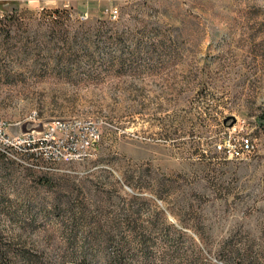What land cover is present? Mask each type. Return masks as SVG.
<instances>
[{"label":"rangeland","instance_id":"374dc122","mask_svg":"<svg viewBox=\"0 0 264 264\" xmlns=\"http://www.w3.org/2000/svg\"><path fill=\"white\" fill-rule=\"evenodd\" d=\"M0 122V264H264V0H0Z\"/></svg>","mask_w":264,"mask_h":264},{"label":"built area","instance_id":"2783aa9c","mask_svg":"<svg viewBox=\"0 0 264 264\" xmlns=\"http://www.w3.org/2000/svg\"><path fill=\"white\" fill-rule=\"evenodd\" d=\"M116 10L111 16H116ZM91 121L78 118H57L45 126L39 137H5L11 146H25L31 163L30 167L38 172L50 173L58 170V165L83 160L87 151L97 139L95 130H90ZM0 122V135L4 138ZM249 148L247 143L244 144Z\"/></svg>","mask_w":264,"mask_h":264},{"label":"trees","instance_id":"16d2710c","mask_svg":"<svg viewBox=\"0 0 264 264\" xmlns=\"http://www.w3.org/2000/svg\"><path fill=\"white\" fill-rule=\"evenodd\" d=\"M0 259L4 260V255L0 254Z\"/></svg>","mask_w":264,"mask_h":264}]
</instances>
